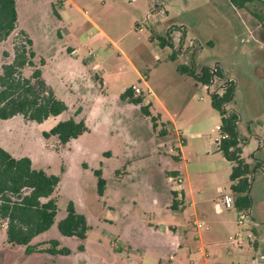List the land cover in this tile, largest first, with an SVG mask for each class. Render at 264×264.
<instances>
[{"label": "rangeland", "instance_id": "obj_1", "mask_svg": "<svg viewBox=\"0 0 264 264\" xmlns=\"http://www.w3.org/2000/svg\"><path fill=\"white\" fill-rule=\"evenodd\" d=\"M15 1L19 27L33 41L34 60L45 61L40 67L69 109L40 123L21 115L0 120V147L60 177L55 223L35 242L55 238L71 254L28 255L7 243L6 225L0 224V264H264V0L244 7L232 0ZM20 31L0 43V73L14 59ZM159 36L168 39L166 46ZM189 60L221 74L209 88L195 78L182 83L178 65ZM202 62L196 66L199 74ZM229 77L241 156L259 162L250 196L261 221L254 217L260 223L250 230L254 240L241 246L229 239L242 230L236 208L222 207L236 217L234 229L217 228L208 218L219 210L217 199L232 192V164L215 141L220 113L212 107L210 91ZM134 84L151 101L149 115L122 98ZM71 117L85 119L90 130L64 148L44 137ZM96 170L106 182L103 196ZM189 188L193 206L177 199L174 209L173 193L181 200V190ZM69 203L91 227L84 240L58 230ZM195 221L203 226L196 229ZM199 234L208 256L194 251ZM172 239L179 246L174 253Z\"/></svg>", "mask_w": 264, "mask_h": 264}, {"label": "trees", "instance_id": "obj_2", "mask_svg": "<svg viewBox=\"0 0 264 264\" xmlns=\"http://www.w3.org/2000/svg\"><path fill=\"white\" fill-rule=\"evenodd\" d=\"M240 1V0H239ZM250 0L236 3L244 7ZM18 26V11L15 0H0V43L7 40ZM19 34V32H18ZM21 37L15 46L14 59L4 64L0 73V120L21 115L26 120L43 122L50 117H56L68 110V105L60 99L44 79L40 66L34 58L33 41L21 30ZM160 45L166 46L168 39L159 36ZM173 58L174 55H172ZM32 68L31 74L25 76L22 71ZM211 67L203 66L201 74L190 67L181 64L178 70L193 75L199 82L209 85L212 79ZM219 74L220 71H218ZM234 85L229 86L222 95L212 94V106L220 113V133L228 134L221 140L219 150L226 160L231 162V191L234 196L235 208L247 210L251 208V179L257 171L259 162L250 164L242 158L241 138L238 131L239 114L227 105L233 100ZM122 98L140 105L142 112L149 115V105L144 104L143 96H134L132 86L125 89ZM81 112L79 108L77 114ZM90 130L85 119L76 120L71 117L60 121L52 130L44 133L47 140L54 139L64 148L69 142L77 139ZM98 192L104 195L105 179L101 170H96ZM60 184L58 175L50 174L33 167L29 157H15L9 151L0 147V224L6 225V240L11 246H21L28 255L49 254L53 256H68L71 249L61 246L58 239L52 238L36 243L35 239L45 235L55 223L58 214V204L55 192ZM173 208L176 209L177 195L173 193ZM63 236L76 237L84 240L91 228L84 214L79 213L73 203H69L66 216L57 224ZM83 249V246L80 247Z\"/></svg>", "mask_w": 264, "mask_h": 264}, {"label": "crops", "instance_id": "obj_3", "mask_svg": "<svg viewBox=\"0 0 264 264\" xmlns=\"http://www.w3.org/2000/svg\"><path fill=\"white\" fill-rule=\"evenodd\" d=\"M96 24V23H95ZM97 25V24H96ZM136 26L139 28V30L140 31H142L143 30V28L141 27V25L140 24H138V22L136 23ZM97 27L98 28H100L98 25H97ZM18 29H20V30H23L22 28H20L19 27V22H18V26H17V30ZM16 30V31H17ZM15 31V32H16ZM24 31V30H23ZM104 33V32H103ZM73 52H75V50L73 51ZM128 60L132 63V65L134 66V68L137 70V71H139L138 70V68L136 67V65L132 62V60L130 59V58H128ZM196 61H197V63H196ZM198 61L199 60H189V61H186L185 62V65H187V66H191V65H193V68H194V71H195V73L197 72L196 71V66L198 65V64H200V62H202V61H199V63H198ZM201 66H207L205 63H201ZM139 74H140V71H139ZM42 75H43V77H44V79L48 82V80L46 79V76H45V72H43L42 71ZM181 77H183V78H181V81H182V83H187V80H189L190 78H195L193 75H190V74H188V73H182L181 72ZM196 79V78H195ZM196 81H198L197 79H196ZM145 83H146V86H147V91L150 93V94H152L154 97H156L159 101H161V99H160V97L156 94V92L153 90V88H152V86L148 83V82H146L145 81ZM48 84L50 85V83L48 82ZM51 86V85H50ZM52 87V86H51ZM52 89H53V87H52ZM144 101H145V104L146 105H150L151 104V101L148 99V96L145 94V92H144ZM232 102V101H231ZM162 103V102H161ZM162 105H163V107H164V110H165V112L167 113V115L174 121V118H173V115H172V113L169 111V109L167 108V106L164 104V103H162ZM213 107V106H212ZM229 107H231V108H233V110H235L234 109V107H232V105L229 103ZM68 109H69V106H68ZM220 125V124H219ZM218 125V126H219ZM180 136H181V134H179ZM218 149H219V145H218ZM220 151V150H219ZM181 152H184V148L183 149H181ZM221 152V151H220ZM225 158V157H224ZM262 161H263V164H264V159H261ZM179 175V174H178ZM218 191H220L221 190V188L220 187H218V189H217ZM192 189L191 188H189V189H186V190H184V189H182L181 190V201H183L184 202V205H189V206H193V202L192 201H190V199H188L189 198V196H192ZM178 199V202L180 203V199L179 198H177ZM251 211H252V214H253V216L257 219V220H260L261 221V219L258 217V215H256L254 212H253V207L251 206ZM192 216H194V218H196V217H198L199 216V212H198V210L197 209H195V210H193V212H192ZM208 218H211V220H212V223L214 224V226H217V228H227V229H234V227H235V224H236V217L232 214V212L230 211V210H225V209H223L222 208V206H220L219 207V210L217 211V212H215V213H212V214H208ZM195 222H198V221H195ZM197 239L199 240L198 242H200V244H198V245H196L195 243H192L193 244V247H195V245L197 246L195 249H194V251H196L195 253H205V255L206 256H208L207 255V252H206V248H205V246H204V243H203V236H202V234H199L198 236H197ZM173 241H175L176 243H177V241H176V239H172L171 241H170V243H171V246H172V251H173V253L176 251V249L179 247L178 245L177 246H173L172 245V242ZM178 244V243H177ZM189 248H191V246H189ZM190 250V249H189ZM189 252H191V251H189ZM42 254V253H41ZM44 254V253H43Z\"/></svg>", "mask_w": 264, "mask_h": 264}, {"label": "built area", "instance_id": "obj_4", "mask_svg": "<svg viewBox=\"0 0 264 264\" xmlns=\"http://www.w3.org/2000/svg\"><path fill=\"white\" fill-rule=\"evenodd\" d=\"M59 1L62 2L63 0H59ZM210 70L212 72V79H211V83L209 85H206L207 87L208 86L211 87L213 82L217 80V73H218L217 69L211 68ZM233 82H234L233 78L229 77L227 79H224L218 89L215 90L210 89L211 95L212 94L222 95L229 86L233 85ZM132 92L134 96L144 97V90L139 85L134 84L132 86ZM218 130L220 131V125L218 126ZM227 137H228L227 133L225 134L220 133V136L217 137L215 141L219 145L221 140ZM175 177L179 183L183 182L184 177L182 175L179 174ZM181 202L182 201L180 200V203ZM217 202L219 203L220 206L226 209L235 208L234 196L232 192L223 194L220 198L217 199ZM194 224L196 229H199L203 226L201 222H195ZM238 224L242 226V230L237 232L233 236H230L229 239L234 240L239 246L243 245L247 241H250L251 238H253L254 240V235L250 232V230L253 229V227L260 225V223L255 220L251 208L247 210L238 211ZM172 245L177 246L178 244L175 241H173Z\"/></svg>", "mask_w": 264, "mask_h": 264}]
</instances>
